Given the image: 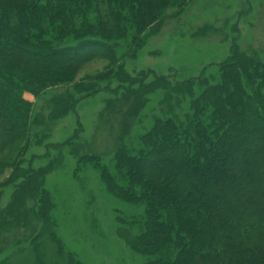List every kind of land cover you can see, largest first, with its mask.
Wrapping results in <instances>:
<instances>
[{
  "label": "rangeland",
  "instance_id": "obj_1",
  "mask_svg": "<svg viewBox=\"0 0 264 264\" xmlns=\"http://www.w3.org/2000/svg\"><path fill=\"white\" fill-rule=\"evenodd\" d=\"M146 29L134 52L133 31L116 39L114 61L102 40L65 52L68 79L23 93L30 131L0 151V264L153 261L139 240L145 207L123 194L116 149L140 148L157 119L184 120L191 99L175 88L202 71L213 82L233 43L264 61V0H188ZM73 42L69 35L59 43ZM34 176L30 197L25 179Z\"/></svg>",
  "mask_w": 264,
  "mask_h": 264
},
{
  "label": "trees",
  "instance_id": "obj_2",
  "mask_svg": "<svg viewBox=\"0 0 264 264\" xmlns=\"http://www.w3.org/2000/svg\"><path fill=\"white\" fill-rule=\"evenodd\" d=\"M187 2L0 0V131L6 132L0 151L30 131L23 93L70 77L66 53L97 48L102 40L114 61L116 39L133 31L134 52L165 8ZM69 35L76 43H59ZM235 45L213 82L202 71L175 88L191 99L184 120L157 119L140 148L116 149V166L127 179L123 194L145 207L139 240L154 257L148 264H264V61ZM25 180L31 197L35 176ZM42 259L34 264H45ZM67 264L80 263L68 256Z\"/></svg>",
  "mask_w": 264,
  "mask_h": 264
}]
</instances>
